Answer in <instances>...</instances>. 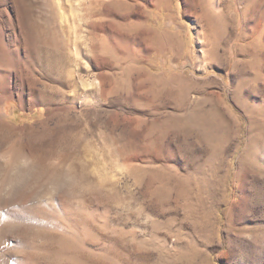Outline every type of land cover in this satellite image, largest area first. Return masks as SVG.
<instances>
[{"label": "rangeland", "instance_id": "obj_1", "mask_svg": "<svg viewBox=\"0 0 264 264\" xmlns=\"http://www.w3.org/2000/svg\"><path fill=\"white\" fill-rule=\"evenodd\" d=\"M0 264H264V0H0Z\"/></svg>", "mask_w": 264, "mask_h": 264}]
</instances>
